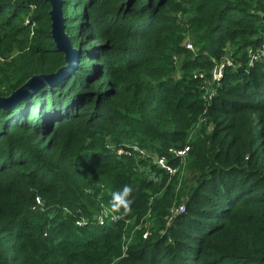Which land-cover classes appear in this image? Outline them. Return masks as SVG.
Returning a JSON list of instances; mask_svg holds the SVG:
<instances>
[{"label": "trees", "instance_id": "16d2710c", "mask_svg": "<svg viewBox=\"0 0 264 264\" xmlns=\"http://www.w3.org/2000/svg\"><path fill=\"white\" fill-rule=\"evenodd\" d=\"M50 7L0 0L1 96L67 65ZM61 11L71 69L0 107V264H264V0Z\"/></svg>", "mask_w": 264, "mask_h": 264}, {"label": "water", "instance_id": "95a60500", "mask_svg": "<svg viewBox=\"0 0 264 264\" xmlns=\"http://www.w3.org/2000/svg\"><path fill=\"white\" fill-rule=\"evenodd\" d=\"M50 3L49 17H50V33L55 43L56 48L64 53L65 60L68 62L66 66L61 67L53 74L32 75L21 86L11 92L7 97L0 95V107H4L8 101L18 100L35 91L41 85L48 83V81L55 79L67 73L75 60V50L72 48L69 37L64 29V19L61 11V0H46ZM11 101V102H12Z\"/></svg>", "mask_w": 264, "mask_h": 264}, {"label": "built area", "instance_id": "2783aa9c", "mask_svg": "<svg viewBox=\"0 0 264 264\" xmlns=\"http://www.w3.org/2000/svg\"><path fill=\"white\" fill-rule=\"evenodd\" d=\"M184 45L187 49L193 50V45L191 41L189 40V36L187 33H185V39H184ZM226 59V58H225ZM180 61L179 56L174 55L173 56V63L178 65ZM224 66V60L216 63L214 67L211 69L210 74L208 77H205L201 83L200 88L205 91V94L208 96V98L211 97L212 93L214 92L213 85L216 83L222 74V69ZM200 121H204V117H201ZM134 153L138 155L139 157H146L148 156V153L145 149H142L141 147L134 145L133 146ZM189 146L186 145L184 147L180 148H171L169 149L170 153L173 155V157H176L178 159L177 163L175 165L168 162V159L165 156H160L155 159L156 164L164 169L168 174L174 175L177 173L179 168L183 165L186 155L188 153ZM36 202L40 204L39 197H36ZM184 209V204L181 203L178 206H174L170 209V217L173 216L178 211H182ZM170 217L168 219L170 220ZM97 220L102 223V218L98 216ZM146 233L144 234V236Z\"/></svg>", "mask_w": 264, "mask_h": 264}, {"label": "rangeland", "instance_id": "374dc122", "mask_svg": "<svg viewBox=\"0 0 264 264\" xmlns=\"http://www.w3.org/2000/svg\"><path fill=\"white\" fill-rule=\"evenodd\" d=\"M182 179H183V177H182Z\"/></svg>", "mask_w": 264, "mask_h": 264}]
</instances>
